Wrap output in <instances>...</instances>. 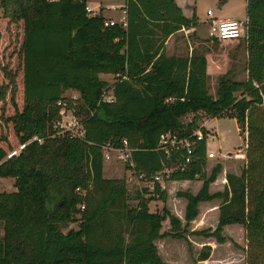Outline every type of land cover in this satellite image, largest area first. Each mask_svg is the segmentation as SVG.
I'll return each instance as SVG.
<instances>
[{
  "label": "trees",
  "instance_id": "16d2710c",
  "mask_svg": "<svg viewBox=\"0 0 264 264\" xmlns=\"http://www.w3.org/2000/svg\"><path fill=\"white\" fill-rule=\"evenodd\" d=\"M0 8L9 23H22L23 102L5 119V131L10 128L23 148L8 157L11 139L0 140V178H13L15 187L0 192V264H167L157 240L190 242V235H199L216 244L236 243L234 228L224 231L233 225L242 229L243 264H264V0H245L239 39L246 77L237 80L226 72L214 96L204 53L165 52L169 36L197 24L196 15L186 17L175 0H124L126 26L104 25L101 14L87 11L86 0H0ZM16 85L11 70L1 65L0 102L8 91L13 100ZM68 90L79 97L68 100ZM108 92L112 101L104 100ZM59 102L79 119L83 136L56 127ZM221 115L236 119L244 157L238 174L226 172L223 189L210 192L230 158H211L217 162L206 171L208 132L198 121ZM197 129L201 139L193 136ZM168 132L189 138L193 148L186 168L164 174V181L202 182L196 193L175 192L186 201L183 221L166 207L168 194L159 183L131 198L124 178L103 176V146L119 149L123 139L133 163L125 169L135 176L149 181L180 162L185 150L160 149V137ZM213 199L220 201L216 224L190 229L199 203ZM152 200L163 202L161 211H149ZM75 219L78 227L64 232ZM165 220L169 228L162 232ZM202 247L195 264L209 258L211 246Z\"/></svg>",
  "mask_w": 264,
  "mask_h": 264
},
{
  "label": "rangeland",
  "instance_id": "374dc122",
  "mask_svg": "<svg viewBox=\"0 0 264 264\" xmlns=\"http://www.w3.org/2000/svg\"><path fill=\"white\" fill-rule=\"evenodd\" d=\"M87 1V0H86ZM96 1V0H94ZM99 1V0H97ZM113 3L118 4L114 9H111V14L117 19L122 18V12L120 6L124 3V0H111ZM219 2V3H218ZM220 0L209 1L208 5L204 4L199 6L197 17V24L195 26L197 37L191 36L188 30L182 29L179 35H176L169 47V54H177L186 56L189 55L192 49L198 52L204 53L208 67L207 72L209 76V92L211 95H215L217 80L220 76L226 72H231L234 78L237 80H243L246 77V72L244 70L246 61V52L244 49V39L236 40H225L221 43L214 42L213 39L208 37L209 22L206 19V9L209 7L214 11V14L218 17L224 15L225 12L221 11ZM230 5L226 9L227 14H232L234 19L244 22L245 20V9L239 2L241 0H229ZM237 2V3H233ZM22 41V23H9L8 20L2 15V8H0V66L5 65L8 70H11L16 80V92L14 93L13 100H11L10 91L3 101L0 102V140L3 137H10L11 148L9 155H16L20 152L23 146H18L15 138L11 136L10 128L5 131V119L15 113V110H20L22 107V94H21V52L20 44ZM166 52V51H165ZM102 79L107 80L109 83L114 81L112 75L101 74ZM7 80H5L6 82ZM65 96L68 100H74L79 97L76 90H68L65 92ZM71 110H66L64 116H61L62 123L67 126L69 122V117ZM192 118L189 114L183 118V122H188ZM204 118V119H203ZM199 126L205 127L208 132L206 138L207 153L222 155H230V159L227 160L231 166L233 160H240V155L244 154V134L239 128L235 118L228 115H221L219 117L210 118L207 116H201L198 121ZM67 127H65L66 130ZM68 129V128H67ZM214 139L212 140V138ZM13 150V151H12ZM8 155V156H9ZM109 159L105 160L103 164V172L105 176L114 177H124L125 176V161L122 159H116L118 154L116 151H108ZM243 158V157H242ZM241 161V160H240ZM217 162V160L211 159L207 160V172L210 171L212 166ZM238 168L241 166V162H235ZM126 180V178H125ZM144 182L137 184L135 181L127 182V188L129 190V196L132 198L136 191L145 188ZM14 179L10 177L0 178V192H11L14 191ZM78 218V216H76ZM210 219V223H211ZM193 224H191L190 229H193ZM78 227V221L75 219L73 222H69L66 227L62 230L65 232L68 229H76ZM233 237V242L231 241L225 243L220 249L215 251V248L210 250V255L207 264H243L244 254L241 246H245V241L241 233V227L231 229ZM237 233H240L239 236ZM3 234V225L0 223V237ZM232 236V235H231ZM190 238L195 241L191 244L186 240H177L180 244L179 247H175L174 252L181 251L186 264L195 263V258L203 248L198 244L200 240L206 239L199 235H190ZM232 239V238H231ZM189 240V239H188ZM197 242V243H196ZM214 243V242H213ZM212 248V247H211ZM205 250V249H204ZM188 262V263H187Z\"/></svg>",
  "mask_w": 264,
  "mask_h": 264
},
{
  "label": "crops",
  "instance_id": "0c3cea01",
  "mask_svg": "<svg viewBox=\"0 0 264 264\" xmlns=\"http://www.w3.org/2000/svg\"><path fill=\"white\" fill-rule=\"evenodd\" d=\"M209 1H216V0H175L176 4L180 7L182 13L190 18L193 14L199 16L198 13V8L199 6H202L204 4L208 5ZM234 1V0H231ZM239 1V0H238ZM242 2H239L242 6H244L245 9V0H241ZM219 3V2H218ZM233 3H237V2H233ZM87 7L90 9L91 14H101L105 20H114V21H120L121 18L117 19L116 17H114L111 14V9H114L116 6H118V4L113 3L111 0H99V1H94V0H87L86 1ZM123 5L120 6V9L122 12L123 10ZM230 5L229 0H227L226 2H220V6H221V11L225 12L224 15H221L220 17L216 16L214 14V11L211 10L209 7H207L206 9V19L209 23L211 20L214 19H227V18H233V13L232 14H227L228 11H226V9H228ZM211 10V14L208 15L207 11ZM246 19V16H245ZM245 21V20H244ZM182 31L179 30L178 32H176L175 34H172L171 36L168 37V39L165 42V51L167 55H177V54H169L168 50L169 47L171 46V42L172 39H174V37L176 35H179ZM188 32H190L191 34L194 32V37L196 35V30L195 27L191 28L188 30ZM179 56V55H177ZM182 56V55H180ZM104 75H108V74H103ZM241 159L242 157H244V154L240 155ZM109 159V158H108ZM106 159V160H108ZM105 162V159L103 160V164ZM235 162H238V160H235L233 162H231V166L228 163H223V170L220 174L217 175L216 180L210 184L209 190L210 192H214L217 190H222L224 187V183H223V179L225 177L226 172H234L236 174H238L239 172V168L237 167V165L235 164ZM242 163V161H239ZM242 165V164H241ZM125 176L124 177H120V178H126V185L127 182H131V181H135L137 184L142 183V180H138L137 177H134L131 173V171L129 169H125ZM103 176L105 178H118V177H114V176H105L104 172H103ZM201 181L199 180H194V181H164V179L162 180V182H160V186L161 189H164L167 191V200H166V207L168 208V210L175 214L178 218H180L183 221V216H184V212H185V206H186V201L182 198H178L175 197V192L178 190H188L192 193H196L200 187H201ZM220 201L218 199H213L211 201H206V202H200L199 203V214L196 218V220L193 223V230L194 229H202L203 227H207V226H214L217 222L218 219V206H219ZM149 207V211L150 212H155V211H161L162 207H163V202L160 200H152L150 201V203L148 204ZM210 219L212 220L210 223ZM169 228V221L165 220L162 223V229L161 231H165L168 230ZM231 228H235V226H226L224 228V231L227 233V231ZM189 241L190 243H195L194 240H192V238L189 237ZM201 246L205 245V244H209L213 250V248H215V251L217 249H220L221 246H223L224 244H216L214 242L213 239L208 238V239H202L200 241H198ZM214 242V243H213ZM156 245L158 247V251L160 256L162 257V259L167 263V264H186V261L183 258V254L182 252L179 250L176 252V250H174L175 247H179V243L177 240H172L169 237H165L162 239L157 240ZM197 243V242H196ZM214 251V250H213ZM214 251V252H215ZM191 264H195L193 263V261H191ZM209 261L208 259L205 261H200L199 264H207ZM188 263V262H187ZM210 263V262H209ZM217 264V263H216Z\"/></svg>",
  "mask_w": 264,
  "mask_h": 264
},
{
  "label": "built area",
  "instance_id": "2783aa9c",
  "mask_svg": "<svg viewBox=\"0 0 264 264\" xmlns=\"http://www.w3.org/2000/svg\"><path fill=\"white\" fill-rule=\"evenodd\" d=\"M50 1H53V0H50ZM87 11L91 13L88 7H87ZM207 14L210 15L211 10H208ZM115 23H120L123 26H126V11L124 9L122 10V18L119 22L114 21V20H105L104 25L111 26ZM242 34H243V22H240L236 19H233V18L214 19V20H211L209 23L208 37L210 38H213V39L215 38V39H219L222 41L236 40V39H239L242 36ZM104 100L106 101L113 100V96L111 92H108L104 96ZM58 104L61 105L62 107L60 111L61 116H64V113L66 112L65 103L59 102ZM69 118L70 119H69L67 126H65V124L62 123V119H61L60 122L56 124V127L63 128L64 130H65V127H67L68 129L66 128V130H68L72 136H76V137L83 136V128H82V125L79 119L76 118L72 113L70 114ZM193 136H195L197 139H201L203 137L199 129L193 131ZM213 139L214 137L212 138V140ZM192 148H193V141H191L189 138L187 137L179 138L177 137L176 134L171 133V132L165 133L161 135L160 137V149H162L164 153L166 154H170L172 150H180V149L185 150L182 160L176 163L175 165L166 167L163 169V171L156 173L152 177V179H150L149 181L144 179L143 174H139L138 176H135L132 170L130 169L129 170L131 171L134 177H137L138 180H142L144 182V185H145L144 187H146L149 190V192H152L154 189V183L157 182L160 184V182H162L163 180L164 174L168 175L173 170H184L186 168V166L190 163L192 159L191 158ZM108 151H116L118 154L116 159H122L126 163L129 164L130 168L133 167V163L130 160L131 149L129 148L128 143L125 139L122 140V146L119 149H115L110 145L103 146L102 148L103 160L104 159L106 160L109 158ZM219 157L230 158L231 156L228 154L224 156L220 153H217V154L207 153V158L209 159L219 158ZM83 207L84 206L81 205L80 209H83Z\"/></svg>",
  "mask_w": 264,
  "mask_h": 264
},
{
  "label": "water",
  "instance_id": "95a60500",
  "mask_svg": "<svg viewBox=\"0 0 264 264\" xmlns=\"http://www.w3.org/2000/svg\"><path fill=\"white\" fill-rule=\"evenodd\" d=\"M10 156H12V155H10ZM10 156H8V157H10Z\"/></svg>",
  "mask_w": 264,
  "mask_h": 264
}]
</instances>
